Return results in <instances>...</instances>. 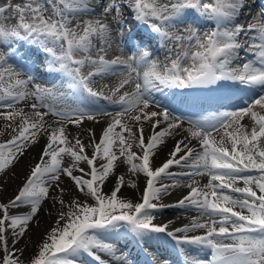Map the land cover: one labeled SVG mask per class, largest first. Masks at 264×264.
Returning a JSON list of instances; mask_svg holds the SVG:
<instances>
[{
    "label": "snow or ice",
    "instance_id": "1",
    "mask_svg": "<svg viewBox=\"0 0 264 264\" xmlns=\"http://www.w3.org/2000/svg\"><path fill=\"white\" fill-rule=\"evenodd\" d=\"M95 6L102 8L100 18L83 19L94 14ZM244 7V0H25L0 7V108L10 110L0 111V117L11 122L7 127L12 133L9 140L0 142V174L38 142V134L46 137L39 160L17 194L7 203L0 202V264H24V250L15 244L49 198L59 203L60 211L28 264H81L85 256L94 264H106L101 254L126 264V257L117 255L114 244L104 238L120 229H126L146 252L161 235L171 238L185 255V245L209 250L210 259H186L185 264H264V23L247 27L236 23ZM125 8L166 47L167 63L162 67L139 44L138 57L107 58L115 43L113 25L115 35L123 36ZM189 17L193 23L197 18L210 21L213 28L203 33L191 26L179 29ZM8 19L15 23H4ZM25 45L27 51L22 53ZM33 50L47 58V71L67 78L70 95L34 83L35 77L26 71L29 66L21 63ZM141 67L145 69L142 74ZM108 77L119 79L107 93V85L100 90L93 87L96 78ZM225 86L244 93L240 106L188 119L187 128L185 120L154 95H176L172 90L177 89L215 92ZM29 98L36 101L30 106L32 114L15 107ZM48 101H58L63 107L57 109ZM101 101L116 111H108ZM49 114L57 118L58 127H45ZM102 117L111 119L98 141L89 130L90 157L80 138L68 139L67 126ZM245 118L248 124L242 123ZM145 123L152 130L148 137L144 136ZM181 132L186 135L176 141L168 158L153 166L166 138ZM134 145L139 154L132 150ZM65 156L71 159L67 166ZM121 157L132 175L145 178L138 202L118 195L123 176L117 178L110 194L102 190ZM82 162L87 172L79 167ZM174 166L187 171L174 173ZM62 176L93 203L78 198L66 202ZM185 176L190 190L174 206L194 209L197 215L189 224L169 230L170 222L155 223V214L169 207L159 202L170 189L180 186L178 177ZM201 176L208 178L207 183L199 184L196 177ZM52 188L58 196L50 197ZM22 206L28 210L13 211ZM197 230L201 234L189 235Z\"/></svg>",
    "mask_w": 264,
    "mask_h": 264
},
{
    "label": "bare ground",
    "instance_id": "2",
    "mask_svg": "<svg viewBox=\"0 0 264 264\" xmlns=\"http://www.w3.org/2000/svg\"><path fill=\"white\" fill-rule=\"evenodd\" d=\"M253 2V0H244L245 7L241 10H245L246 5ZM241 15V14H240ZM239 15V16H240ZM31 104H26L24 106H18L16 104L17 109H23L26 114H32ZM10 111V110H8ZM45 127H48V125H51L52 127H58L59 124L57 123V120L50 118L49 116H46L45 118ZM110 117H102L99 118L97 122L88 121L85 120L80 126H75L72 124H69L67 126V133L68 139L70 141L73 140L74 137H78L82 140V142L86 145V152L91 157L93 149L91 147H87V145L90 143V133L89 130H92V134H94L95 139L98 141L103 128L107 126V123L110 121ZM18 119L16 123H18ZM11 123L10 121H5L2 117H0V142H4L9 140L11 138V128L7 127V125ZM131 124V122H129ZM242 123L248 124L249 121L247 118H245ZM15 126V124H13ZM184 128H187L188 126L184 125ZM158 130V129H157ZM119 131V129H117ZM152 134V130L148 126L147 123L144 124V136L148 137ZM186 135L185 132H181L179 135H176L173 133L172 136H169L166 138V142L164 145L159 149L158 153L155 155L153 159V166H160L167 158L169 152L173 149L176 141L183 138V136ZM125 136H127V133H125ZM219 137V134H217V138ZM46 143V137L42 134H38V142L32 144L28 147L25 154L19 159L17 163L13 167H11L9 170L6 171L4 174H0V199L5 203L10 201L12 197L17 193V190L19 187L22 186L26 176L29 174L30 168L35 165V163L39 160L40 154L42 152V149ZM192 146L198 147L197 141H192ZM114 150L118 149L114 148ZM133 151L137 152V154L140 153V149L133 146ZM123 157H121L118 161H116V166L114 169L113 174L109 176L107 181L105 182L103 186V192L106 194H110L111 190L113 189L114 185L117 182V178L120 176L124 177V184L121 187L120 192L118 195L123 199H129L133 202H138L142 196L143 189L145 187V178L142 174L138 175H132L128 171V166L123 163ZM71 163V159L68 156L64 157V165L67 166ZM100 161H97V164H99ZM79 167L84 168L85 171H88V166L86 163H80ZM180 167L174 166L171 171H177V170H185V169H179ZM75 175H81L80 172L75 171ZM202 178V177H201ZM198 177V182L200 185H203L207 183L203 178L201 179ZM179 179V177H178ZM180 180V179H179ZM207 180V178H206ZM134 183L136 185L135 188L130 186V183ZM164 183H172L170 180H165ZM188 183V182H187ZM187 183H183L180 185V187L170 189L169 194L164 195L159 203H162L164 205H169V207H165L160 209L155 215H156V222L157 223H163L168 220H174L175 222L180 221L181 223H185L187 221V218L190 217L189 215H182V214H175L173 215V209L177 208L173 204H171L173 201H176L181 198V196L189 191L190 189L186 186ZM60 187L64 189V193L62 198L67 202L72 198H78L81 201L89 200L86 196L78 192L73 182L66 176L61 177ZM58 190L55 188L50 189V197L52 196H58ZM28 209L26 207H21L19 209H14L13 211H19V212H26ZM67 209H65L66 211ZM60 211V205L59 203L55 202L53 199L49 198L42 202V206L37 214V216L34 218L33 222L30 224L29 229L27 231V235H24V239H22V244H15V247H22L23 254H28V252L33 250V245L36 244V242L39 241L41 234L49 227L52 220H54L55 216L58 215ZM173 227L176 225H172ZM172 227V228H173ZM26 236V238H25ZM21 243V242H20ZM159 246V245H157ZM162 247V244H160ZM159 246V247H160ZM160 247V248H161ZM106 263H109L112 258L106 257Z\"/></svg>",
    "mask_w": 264,
    "mask_h": 264
},
{
    "label": "rangeland",
    "instance_id": "3",
    "mask_svg": "<svg viewBox=\"0 0 264 264\" xmlns=\"http://www.w3.org/2000/svg\"><path fill=\"white\" fill-rule=\"evenodd\" d=\"M9 20H11V19H9ZM13 20V19H12ZM6 21H4V23H5ZM7 24V23H6ZM17 194V193H16ZM0 202H3L1 199H0ZM4 203V202H3ZM88 203H93V201L92 200H88ZM57 217H58V215L57 216H55V218H54V220H52V222H51V224L49 225V227L41 234V236H40V239H39V241L38 242H36V244H34L33 245V250L32 251H30V252H28V254H23V260H24V264H28V262H29V259L33 256V254L37 251V246L42 242V240H43V238L45 237V235L55 226V221H56V219H57ZM27 233V232H26ZM25 235H27V234H25ZM27 237H28V235H27ZM25 238H26V236H25ZM22 239H24V238H21L18 242H19V244H22ZM21 242V243H20ZM17 244V243H16ZM9 245L11 246L12 245V239H11V237L9 236ZM16 248V247H15ZM22 248V247H21ZM20 247H17L16 249H21ZM0 255H2V253H0Z\"/></svg>",
    "mask_w": 264,
    "mask_h": 264
}]
</instances>
